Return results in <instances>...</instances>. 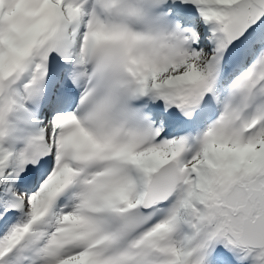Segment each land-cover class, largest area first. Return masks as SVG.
<instances>
[{"label": "snow or ice", "instance_id": "snow-or-ice-1", "mask_svg": "<svg viewBox=\"0 0 264 264\" xmlns=\"http://www.w3.org/2000/svg\"><path fill=\"white\" fill-rule=\"evenodd\" d=\"M0 264H264V0H0Z\"/></svg>", "mask_w": 264, "mask_h": 264}]
</instances>
